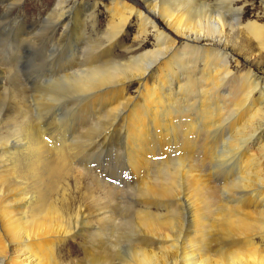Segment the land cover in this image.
<instances>
[{"label": "bare ground", "instance_id": "1", "mask_svg": "<svg viewBox=\"0 0 264 264\" xmlns=\"http://www.w3.org/2000/svg\"><path fill=\"white\" fill-rule=\"evenodd\" d=\"M21 1L7 3L0 29L21 24L10 9ZM78 2L58 0L48 14L42 32L60 25L64 42L71 33L70 54H53L60 60L51 67L41 48L30 66L39 77L33 89L15 70L0 68V264H62L63 244L85 232L93 241L84 264H264V247L250 243L253 234L264 235V213L255 211L264 208V73L257 71L264 0H110L108 29L95 43L85 26L97 2L79 5L80 25L69 31L67 16ZM134 20L136 48L120 45L122 57L111 59L106 45ZM240 48L248 53L237 56ZM51 113L47 128L42 119ZM117 132L109 157L123 156L136 177L128 183L136 190L131 203L79 168L103 157ZM98 135L100 147L90 154ZM85 186L107 201L71 209L72 189ZM162 203L174 215L150 210ZM119 228L141 241L103 247L104 233Z\"/></svg>", "mask_w": 264, "mask_h": 264}, {"label": "rangeland", "instance_id": "2", "mask_svg": "<svg viewBox=\"0 0 264 264\" xmlns=\"http://www.w3.org/2000/svg\"><path fill=\"white\" fill-rule=\"evenodd\" d=\"M7 1V2H6ZM10 1V0H9ZM8 0H0V20H1V16L3 15V13L5 12V10L8 8V5L7 3H9ZM79 2L76 3L74 6V9L71 11V13L69 14V16H67V18L70 20V25H69V31L70 32H73V29L76 27V23L78 25H80V23L76 22V11L79 9V5H93L95 2H97L99 5H97V7L95 8V11H94V14H95V20L93 21L92 20H87L86 22V26H85V32H86V36L88 38L91 37V39H93V42L95 43V41L99 40L100 38L101 39H104L105 34L106 33V30L108 29V24H109V21H110V13L108 12L107 8L110 7V0H78ZM91 1V2H90ZM134 1V0H133ZM26 2V3H25ZM28 2V3H27ZM57 2L58 0H23L19 3H15L14 6H12L10 9H11V16L13 18H16L17 21H20L21 24H16L14 23V21L11 23L12 26L10 28H7L6 30L4 29H0V38H2L3 41H1L0 39V68L1 69H12V70H15L18 74V76L20 77V79L27 85V87H29V89H33V84L34 83H37L39 81V77L37 76H31V72L32 71V68L30 67L34 62H35V59H38V56L39 53H40V49H44L45 51V54H47V57L51 56V58L49 57L47 59H45V65L49 63V65L51 67H53V64L55 63V61L57 60H60V59H65V57H68L70 53H68V51L70 50V42L67 44V42L70 40V38L73 36L71 33H69V36L70 38L66 39V41H62L60 40V37H61V32H62V29L63 28H60V25L58 26L59 28H57L56 31H53L50 30L49 33H43L42 30L45 26V21L48 17V14L57 7ZM4 4V5H3ZM21 4V5H20ZM23 4V5H22ZM26 4V5H25ZM3 5V6H2ZM35 5V6H34ZM100 6V7H99ZM18 7V8H17ZM25 7V8H24ZM3 8V9H2ZM17 8V9H16ZM49 8V9H48ZM21 11H20V10ZM26 9V10H25ZM37 9V10H36ZM76 9V10H75ZM25 10V12H24ZM249 10V9H248ZM251 10H254V9H251ZM249 10L251 13L252 11ZM14 11V12H13ZM45 11V12H44ZM98 11V12H97ZM74 12V13H73ZM106 12V13H105ZM104 13V14H103ZM73 14V15H72ZM42 16V17H41ZM98 16V17H97ZM109 16V17H108ZM25 17V18H24ZM73 17V18H72ZM28 18V20H27ZM66 19L63 20V22H65ZM75 22H74V21ZM89 21V22H88ZM96 21V22H95ZM40 22V23H39ZM14 23V24H13ZM89 23V24H88ZM95 23V24H94ZM44 24V25H43ZM138 24L135 20L133 22H131L129 24L130 28H128V32L124 33L121 37H119L115 42L114 44H108L106 46H109L107 50L111 49V56L110 58L113 59V58H116V57H122L121 55L123 54V48H120V45H126V47H130V46H135V42H134V39L135 38V35H136V32H137V28H138ZM39 25V26H38ZM43 25V27H42ZM24 27L27 29V32H39L38 35L36 33V36L34 37L32 34L30 36H26L25 33L22 31L24 30ZM28 27V28H27ZM74 27V28H73ZM88 27V28H87ZM92 27V28H91ZM91 28V29H90ZM94 28V29H93ZM105 29V30H104ZM19 31V32H18ZM3 34H2V33ZM6 32V34L4 33ZM14 33V34H13ZM22 33V34H21ZM42 33V34H41ZM59 33V34H58ZM10 34V35H9ZM12 34V35H11ZM19 34V36H18ZM24 34V35H23ZM130 34V35H129ZM2 35H4L5 37L3 38ZM43 36V37H42ZM45 36V37H44ZM28 37H30L28 39ZM34 37V38H32ZM47 37V38H46ZM52 37V38H51ZM40 38V39H39ZM44 38V39H43ZM46 38V39H45ZM50 38V39H48ZM123 40H121V39ZM125 38V39H124ZM20 39V40H19ZM33 39V40H32ZM37 39V40H36ZM52 39V40H51ZM41 42H40V41ZM44 40V41H43ZM59 40V41H58ZM126 40V41H125ZM14 41V42H13ZM16 41V42H15ZM30 41V42H29ZM32 41V42H31ZM52 41V43L50 42ZM103 41V44H106L107 41L106 40H102ZM124 41V42H122ZM23 42V43H22ZM29 42V43H28ZM44 45H43V43ZM4 45H2V44ZM12 43V44H11ZM22 43V44H20ZM56 44V46H53V44ZM118 43V44H117ZM34 44V45H33ZM40 45V46H37ZM42 44V45H41ZM61 44V46H60ZM15 45V46H14ZM19 45V46H18ZM33 45V47H32ZM59 45V46H58ZM68 45V46H67ZM2 46V47H1ZM5 46H6V49H5ZM9 46V47H8ZM46 46L48 47V49L46 48ZM4 47V48H3ZM15 47V48H14ZM61 47V48H59ZM31 48V49H30ZM52 48V49H51ZM65 48V49H64ZM136 48V46H135ZM134 48V50H135ZM41 49V50H42ZM49 49H51V51H49ZM25 50V51H24ZM60 50V51H59ZM67 50V51H66ZM239 51L237 52V56H244L248 53V49L246 48H240L238 49ZM28 53H27V52ZM56 51V52H55ZM59 51V52H58ZM66 53H65V52ZM35 52V53H34ZM37 52V53H36ZM52 54H51V53ZM242 52V53H241ZM12 53V54H11ZM18 53V54H17ZM50 53V54H48ZM63 53V54H62ZM243 53H245L243 55ZM21 56H20V55ZM53 54H58V56L60 57H63L64 54H65V57L64 58H61L59 59L58 56H54ZM13 55V56H12ZM38 55V56H37ZM44 54L42 53V56ZM67 55V56H66ZM124 55H127V54H124ZM29 56V57H28ZM32 56V57H31ZM37 58H36V57ZM28 57V58H27ZM54 57H57L58 59L56 60ZM20 58V59H19ZM23 58V59H22ZM30 58V59H29ZM34 58V59H33ZM53 58V60H52ZM32 59V60H31ZM50 60L51 61V64H50ZM55 59V61H54ZM49 61V62H48ZM19 62V63H18ZM25 62V63H24ZM32 62V63H31ZM21 64V65H20ZM24 64V65H23ZM29 64V65H28ZM18 65V66H17ZM28 67V68H27ZM17 69V70H16ZM22 69V70H21ZM19 70V71H18ZM27 71V72H26ZM257 71L261 72V73H264V64H261V65H257ZM31 76V77H30ZM36 77V78H35ZM29 78V79H28ZM27 80V82H25ZM34 82V83H33ZM33 83V84H32ZM31 84V86H30ZM29 85V86H28ZM130 89L132 90L133 89V86L130 87ZM185 106V105H183ZM187 106V105H186ZM59 111H57V114ZM189 113H196V112H189ZM37 112L35 111L34 112V119L35 120H38V121H41V118L38 119V117L36 116ZM53 113L50 114H47L46 117H44L43 122L47 125V128H53L54 125H51L52 122L54 123V119H53V116H52ZM55 115V113H54ZM50 116V117H49ZM52 116V117H51ZM49 119H48V118ZM68 118H70V116H68ZM194 118V117H193ZM64 121H67V117H65V120ZM51 125V126H49ZM2 133H5V128L1 131ZM118 136V137H117ZM121 134L120 132H117L115 134V136L109 141L107 140L106 144H107V151L105 154H103L102 156L103 157H100V158H94L92 159V163L90 164H85V165H81L79 168L82 169V168H85L86 170H88L91 174H95V176L97 177V179L101 182H105L107 184H111L113 187L115 185V188H117L118 190L122 191L123 193V199L127 202L129 200V203L133 202L135 200V196L133 195L132 192H135L136 190H133L131 189L129 186H128V183H132L134 180L136 181V177H134L132 175V173L130 172V170L128 169L127 167V164L125 161H123V156H121V158L119 159H115L114 157H109L110 156V153L112 154H115L116 153V148L117 144H119L118 142V138H120ZM99 137V138H98ZM101 139H102V135H98L96 137V144L93 145V146H90V148L88 149V151L86 150V153H95L99 147H100V144H101ZM117 139V140H116ZM99 140V141H98ZM115 141V142H114ZM99 144V145H98ZM111 146V147H110ZM115 146V147H114ZM93 147V148H92ZM113 147V149H112ZM115 149V150H114ZM93 150V151H92ZM111 150V151H110ZM113 150V151H112ZM95 151V152H94ZM106 157L107 160L105 159ZM105 160H104V159ZM112 158V159H111ZM111 159V160H110ZM115 159V160H114ZM97 161V162H95ZM100 162V163H99ZM104 162L105 165H104ZM107 162H110V164ZM114 162V163H113ZM119 162V163H118ZM123 162V164H122ZM93 163L95 165H93ZM113 163V164H112ZM107 164V165H106ZM114 164H117V165H114ZM121 164V165H120ZM102 165V166H100ZM110 165V166H109ZM114 165V166H113ZM92 166V167H90ZM98 166V167H97ZM108 166V167H107ZM121 166V167H120ZM101 167V168H100ZM108 169H107V168ZM111 167V168H109ZM116 167H117V170H116ZM88 168V169H87ZM92 170H91V169ZM95 168V169H94ZM122 170H120V169ZM103 171H102V170ZM107 169V170H105ZM126 169V170H125ZM128 169V171H127ZM124 170V171H123ZM94 171H96L94 173ZM115 171V172H114ZM124 172V173H123ZM113 173V175H112ZM122 173V175H121ZM127 173V174H126ZM99 174V175H98ZM112 177H111V176ZM108 176H109V179H108ZM133 176V177H132ZM105 177V178H104ZM111 178V179H110ZM104 179V180H103ZM215 179V180H214ZM211 181H212V184H215L217 187H219L220 183L221 185L224 183L223 180L220 178V177H214V178H211ZM217 181V182H216ZM222 181V182H221ZM110 182V183H109ZM137 182V181H136ZM220 182V183H219ZM113 183V184H112ZM220 185V187H222ZM119 186V187H118ZM136 187V186H135ZM219 187V188H220ZM89 186H85L83 188H79V189H76L75 187L72 189V192H71V198H70V208L72 209L73 207H85V205L89 206V205H94L95 202L98 203L97 201V198L100 197L101 199V202L100 204H103L105 203L107 200H105V195L102 191L100 190H94V192L90 189L89 190ZM133 190V191H132ZM87 191V192H86ZM87 194V195H86ZM126 196H125V195ZM222 195V196H221ZM221 196L220 199L222 200V202H224L225 204V200H228L227 197H223V193H221ZM85 196V197H84ZM125 196V197H124ZM134 196V197H133ZM225 196V195H224ZM118 197V196H117ZM94 198V199H93ZM95 200V201H94ZM224 200V201H223ZM83 203V204H82ZM88 203V204H87ZM99 204V203H98ZM164 203L161 204V206H158V204H156L155 206H151L150 207V210L155 214L157 215H166V216H171V215H174L175 211H173L174 209H164V206H163ZM137 208H140V205L139 206H136ZM157 207V208H156ZM176 210H178L177 208V204L174 206ZM152 208V209H151ZM258 209V210H256ZM261 209V210H260ZM264 208L262 209L261 207H257L255 208V211L257 212H263L264 213ZM168 211V212H167ZM246 211H250V209H246ZM165 213V214H164ZM167 213V214H166ZM171 213V214H170ZM170 214V215H169ZM236 214V213H235ZM96 216H99V214H97ZM96 222L98 221V218H93ZM260 220V219H259ZM261 221V220H260ZM264 221V220H262ZM253 222V221H252ZM119 231V232H118ZM125 231V232H124ZM127 231V232H126ZM122 232V234L120 233ZM125 234H124V233ZM110 233L111 232H108L106 231L103 235L104 237V245L103 247H107L108 249L112 247H116L118 249H124L126 246H127V242H128V246H133L134 244H136L137 242H140L141 239H139L135 234H132L130 233L128 230H124V229H121L119 228V230H114L113 231V234L114 236H110ZM262 232H259L256 233L255 235L253 234L251 237L252 239L250 240V243H255V245L257 247H264V235L262 234ZM119 234V235H118ZM131 234V236H130ZM89 236V239L86 238L87 236ZM117 235V236H116ZM134 235V236H133ZM85 236V237H84ZM117 239H116V237ZM120 236V237H119ZM126 236V237H125ZM91 235L88 233V232H85V233H81L79 236H77L75 239L74 238H69L67 240V242L65 244H63V246L61 247L60 251L59 252V260L61 262L62 260V264H73L74 262L76 264H80L81 262L84 261V263L86 262L85 260H88L86 259L87 257V254H86V250H85V246H88L89 244H92L91 241H93L92 237L90 239ZM82 238V239H81ZM126 238V239H125ZM86 239V240H85ZM135 239V240H134ZM242 238L240 239H237V240H241ZM74 240V241H73ZM91 240V241H90ZM113 240V241H112ZM222 243H225L223 244L225 247L227 246V243H228V239L224 241V239L220 240ZM243 241V240H242ZM90 242V243H89ZM111 242V243H110ZM133 242V243H132ZM84 243V244H83ZM115 243V244H114ZM118 243V244H117ZM150 243H153V242H150ZM240 245H242L241 241L238 242ZM263 243V244H262ZM113 244V245H111ZM238 244V245H239ZM66 245V246H65ZM108 245V246H107ZM115 247L112 249L113 251H115ZM124 247V248H123ZM86 254V255H85ZM62 255V256H61ZM81 261V262H80ZM79 262V263H78ZM84 263H81V264H84Z\"/></svg>", "mask_w": 264, "mask_h": 264}]
</instances>
